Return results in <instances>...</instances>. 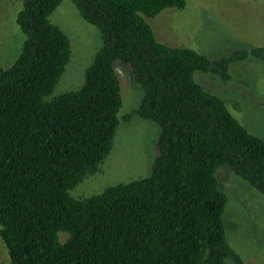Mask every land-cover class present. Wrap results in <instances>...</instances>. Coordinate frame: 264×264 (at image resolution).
<instances>
[{"label": "trees", "instance_id": "16d2710c", "mask_svg": "<svg viewBox=\"0 0 264 264\" xmlns=\"http://www.w3.org/2000/svg\"><path fill=\"white\" fill-rule=\"evenodd\" d=\"M62 1L23 0L21 50L0 69V238L9 264H245L226 239L228 196L216 172L224 165L264 195V139L194 75L229 81L232 63L264 62V47L211 60L159 42L146 19L184 0H70L101 46L82 84L54 94L72 56L49 20ZM115 61L142 90L123 121L159 127L156 157L149 176L75 198L121 122Z\"/></svg>", "mask_w": 264, "mask_h": 264}, {"label": "rangeland", "instance_id": "374dc122", "mask_svg": "<svg viewBox=\"0 0 264 264\" xmlns=\"http://www.w3.org/2000/svg\"><path fill=\"white\" fill-rule=\"evenodd\" d=\"M23 0H0V69L13 64L24 35L17 24ZM183 9L167 8L146 19L156 39L171 47L194 50L211 60L230 56L240 48L264 47V3L259 0H184ZM49 20L69 38L71 60L54 94L68 92L83 82L85 69L101 46L95 27L88 24L70 0H63ZM120 82L121 120L112 151L100 170L87 176L72 191L85 198L104 188L149 176L156 155L159 127L133 116L142 90L128 68L114 62ZM230 80L195 73L202 88L224 100L238 121L252 134L264 139V62L249 56L232 63ZM236 105V106H235ZM219 188L228 196L223 213L226 239L245 264H264V195L232 171L221 166L216 172ZM0 264H9L7 249L0 238ZM227 264H232L228 262Z\"/></svg>", "mask_w": 264, "mask_h": 264}]
</instances>
